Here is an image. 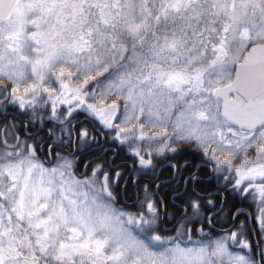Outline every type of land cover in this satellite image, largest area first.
I'll return each instance as SVG.
<instances>
[{"label": "snow or ice", "instance_id": "snow-or-ice-1", "mask_svg": "<svg viewBox=\"0 0 264 264\" xmlns=\"http://www.w3.org/2000/svg\"><path fill=\"white\" fill-rule=\"evenodd\" d=\"M0 264H264V0H0Z\"/></svg>", "mask_w": 264, "mask_h": 264}]
</instances>
